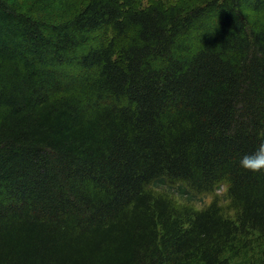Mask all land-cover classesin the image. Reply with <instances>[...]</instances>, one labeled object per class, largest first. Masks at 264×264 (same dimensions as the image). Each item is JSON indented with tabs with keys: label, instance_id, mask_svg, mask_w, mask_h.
Listing matches in <instances>:
<instances>
[{
	"label": "trees",
	"instance_id": "obj_1",
	"mask_svg": "<svg viewBox=\"0 0 264 264\" xmlns=\"http://www.w3.org/2000/svg\"><path fill=\"white\" fill-rule=\"evenodd\" d=\"M258 133L264 0H0V264H230Z\"/></svg>",
	"mask_w": 264,
	"mask_h": 264
},
{
	"label": "rangeland",
	"instance_id": "obj_2",
	"mask_svg": "<svg viewBox=\"0 0 264 264\" xmlns=\"http://www.w3.org/2000/svg\"><path fill=\"white\" fill-rule=\"evenodd\" d=\"M216 193L219 195V202L221 203V205H226L228 202L224 201V192L217 190ZM172 198L177 205H186L188 207H192L193 209H201L213 200V195L208 194L196 196L198 200L190 202V204H188L178 195H174L172 196ZM226 212H228V214L230 213L231 215L233 214V211L229 209H226ZM245 241H247V244L243 245L242 247L240 244V252L238 255H234L230 252L226 254L230 257V264H251L252 262H258L263 258L264 241L262 238L258 237V234L248 236Z\"/></svg>",
	"mask_w": 264,
	"mask_h": 264
},
{
	"label": "clouds",
	"instance_id": "obj_3",
	"mask_svg": "<svg viewBox=\"0 0 264 264\" xmlns=\"http://www.w3.org/2000/svg\"><path fill=\"white\" fill-rule=\"evenodd\" d=\"M258 136H264V133H258ZM240 167L253 173H264V140L259 144L258 148L251 154H245L240 159ZM214 190L227 192V188L222 186L220 182L214 186Z\"/></svg>",
	"mask_w": 264,
	"mask_h": 264
}]
</instances>
